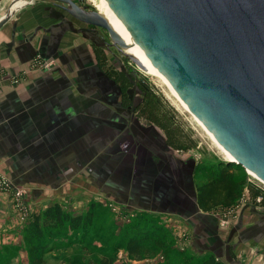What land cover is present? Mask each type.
<instances>
[{"label": "crops", "instance_id": "obj_1", "mask_svg": "<svg viewBox=\"0 0 264 264\" xmlns=\"http://www.w3.org/2000/svg\"><path fill=\"white\" fill-rule=\"evenodd\" d=\"M35 4L22 5L0 26V162L8 155H11L9 160H15L19 154L27 177L34 179L40 175L49 179L50 173L57 179L62 173L57 165L59 156L64 159L69 154L70 160L78 162L81 155H85L87 163L93 165L81 168L75 162L77 170L73 171V177L86 176L87 185L102 184L101 188L109 194L122 193L119 200L123 203L138 202L164 214L159 216L174 219L177 229L190 233V239L185 242L187 251L208 252L222 264H264V205L243 203L237 207L235 218L227 224V231L220 226L218 229L216 217L208 216L196 206L192 159H179L178 164L172 162L167 154V149L171 148L165 144L161 130L142 123L131 111L138 124L155 133L156 141L163 148L154 152L140 143L135 152L121 154L118 157L121 184L115 183L118 177L112 176L111 140L99 142L98 151L95 143L96 128L104 129V126H96V114L103 116V121H111V106L106 107L99 96H85L79 91L75 70L81 65L78 56L80 27L59 15L61 6L53 5L57 11L45 12ZM6 10L7 7L4 12ZM63 28L66 32L60 33ZM66 47L68 55L64 51ZM35 52L50 56V69L29 68ZM97 71L94 58L93 75L88 76L87 81L94 82ZM81 84L83 86L82 80ZM81 97H86L83 105ZM93 103L95 105H89ZM81 132L83 137H80ZM121 144L127 150L130 147L129 140L123 139ZM101 154L105 157L99 158ZM130 176L135 177V182L121 181ZM16 217L8 196L0 192V230L8 227ZM166 225L171 222L167 221ZM0 251L7 252L9 264L24 263L22 257L27 256L17 230L0 231Z\"/></svg>", "mask_w": 264, "mask_h": 264}, {"label": "rangeland", "instance_id": "obj_2", "mask_svg": "<svg viewBox=\"0 0 264 264\" xmlns=\"http://www.w3.org/2000/svg\"><path fill=\"white\" fill-rule=\"evenodd\" d=\"M13 1L16 2L18 0H1L0 14H3L5 8H8ZM27 1V5L31 6L38 3L35 6L42 8L43 11L53 10L55 12L57 9L53 5H66L52 0ZM73 1L80 6H85V10L97 11L91 0ZM58 13L65 20L73 21L80 27V48L78 56L81 65L75 72L79 79V91L81 95L85 93V96H99L105 102V106H111L112 109L111 121H103V116L100 117L99 114H96L95 121L96 126H104V129L96 128V151L99 150V142L103 143V140L110 142L111 140L112 176L116 175L118 177L119 175L121 160H118V157L121 154L126 155L130 153L131 150L135 152L138 144L142 143L145 146L151 147L154 152H158L163 147L156 141L153 131L137 123L138 120L132 116L130 108L127 107V109H124L125 107L119 105L116 86L107 76L99 70L95 73L96 78L94 82L87 81V77L93 75V72H91L94 63L91 48L93 44L103 48L107 62L113 68L127 72V74L135 79V82H133L134 86L131 89V98L134 102L138 100L139 96V91L135 87V84L140 79H143L150 88L176 111L178 123L182 125L183 130L189 133L195 144L187 150L167 149V154H169L171 161L176 164H178L179 159H192V188L195 191L196 185L209 177L210 170L216 169L219 166V158H222V155L226 158L213 139L198 124L195 118L182 107L163 81L155 75L144 71L142 67L131 60L129 55L122 53L120 49L111 44L109 35L104 28L83 23L61 8H58ZM66 30V28H63L60 30V33L66 32ZM68 47L64 50L66 55L69 54ZM34 54L48 61V66L41 69V71L51 68L52 63L50 58H48L50 56H43L40 52H35ZM85 100L86 97L80 98L81 105L85 104ZM89 105L93 106L95 103ZM86 106H88V103L84 105V107ZM80 137H83L82 132ZM123 139L126 141L129 140L130 147L128 150L125 149V145L122 146L121 144ZM96 153L98 154V152ZM8 156L11 157V155ZM8 156L4 157L5 161L0 162V169H3L0 170V192L8 196L12 211H14L17 217L8 227L0 231L15 232L17 230L23 240L24 224L29 220L32 212L53 202L59 203L70 214H84L87 211L91 213V225L84 233L80 235L78 232L81 230H78L72 237L74 240H71L69 244L66 243L67 245L63 244L51 248L50 251L44 254L43 264H91L97 263L100 257L106 255L110 257L109 264H137V261L138 264H200L202 257L209 254L208 252L199 254L192 253L189 250L187 251L185 242L190 239V233L187 230L183 231L182 228L177 229L173 225L176 223L174 219L159 216L164 214L156 213L145 208L138 202L130 204L123 203L122 200H119V195H122V193L116 191L115 193L109 194V192L101 188L103 186L102 184L99 186L96 184L95 186L87 185L86 176L81 178L73 177V171L77 170L75 168L76 161L70 160L72 158L69 154H66L64 159H60L61 156L58 157L57 165L62 171L59 176L61 174L63 175L58 176L57 179H54L50 173H48L49 179L41 178L40 175L31 179L26 175L27 171H25L26 166L24 162L20 161L22 156L17 154L15 160L12 159V161L8 159ZM81 156L80 161L76 162L81 168L82 166L88 168V165H93V163H87V156ZM98 157L102 158L105 156ZM232 166L234 168L232 171L233 176L240 177L243 183L245 182L243 188L250 184V180L257 181L247 170L234 164ZM116 181L115 183L121 184L119 177L116 178ZM121 181H125V183L135 182V177H123ZM123 185L126 186L125 184ZM245 192L246 188L242 189L241 193L244 194H241L229 208L216 207L205 211L208 216L216 217L215 221L218 223V229L220 226L227 231V224L235 218L234 216L236 215L238 205L242 200L245 201ZM123 196L125 195L123 194ZM221 215L223 216L221 217ZM136 217H141V219L145 220L148 217H154L159 224H162L163 230L165 231L163 244L154 248L152 253H146L142 258H133L123 246L129 235V223ZM178 219L181 220L180 218ZM167 221H170L171 225H166ZM220 221H222L221 224ZM62 238L60 237V239ZM160 255L163 261L159 262L158 257ZM22 259L24 263L19 261L17 264H29L28 255L26 258L23 256Z\"/></svg>", "mask_w": 264, "mask_h": 264}, {"label": "water", "instance_id": "obj_3", "mask_svg": "<svg viewBox=\"0 0 264 264\" xmlns=\"http://www.w3.org/2000/svg\"><path fill=\"white\" fill-rule=\"evenodd\" d=\"M30 1V0H29ZM62 9L126 42L95 10ZM8 6L0 26L26 4ZM189 112L230 156L264 181V0H105ZM138 66H143L130 56ZM144 69V68H143Z\"/></svg>", "mask_w": 264, "mask_h": 264}, {"label": "trees", "instance_id": "obj_4", "mask_svg": "<svg viewBox=\"0 0 264 264\" xmlns=\"http://www.w3.org/2000/svg\"><path fill=\"white\" fill-rule=\"evenodd\" d=\"M91 48L97 68L115 84L120 106L130 108L133 115L142 123L159 128L169 148L187 150L195 144L189 133L178 123L176 111L143 79L135 84L139 96L134 102L131 98V89L135 79L127 72L113 68L107 62L103 48L94 44ZM232 165L229 162L219 161V166L210 170L209 177L196 185L195 203L199 210L207 211L216 207L230 206L240 196L245 182L243 183L242 178L233 176ZM247 187L250 195L253 196L255 190L250 185ZM146 219L136 217L129 223V235L123 246L133 258H142L146 253H152L154 248L163 244L165 231L162 224H159L154 217ZM90 225V211L84 214H70L57 202L32 212L23 228V243L29 264H43L46 252L53 247L69 244L74 240L72 237L78 230L82 231L78 232L81 235ZM109 258L107 255L102 256L97 263L91 264H109ZM8 260L6 251L4 253L0 251V264H9ZM200 264L222 263L209 253L202 257Z\"/></svg>", "mask_w": 264, "mask_h": 264}, {"label": "bare ground", "instance_id": "obj_5", "mask_svg": "<svg viewBox=\"0 0 264 264\" xmlns=\"http://www.w3.org/2000/svg\"><path fill=\"white\" fill-rule=\"evenodd\" d=\"M26 0H18L16 2H13L12 5H17L20 3L25 2ZM92 3L95 5V9L103 15L108 23L119 33V35L123 38V41H125L127 44L126 46L122 47L120 50L122 53H125L126 55L132 56L135 59L139 61V63L143 66L144 71L155 75L158 77L161 81L165 83V85L169 88L171 94L179 101V103L182 105L184 109H186L188 112L189 110L185 106V104L182 102L181 98L172 90L170 84L166 81L162 75L154 68V66L148 61L146 56L140 49L137 47V45L132 41L131 37L127 33L125 27L122 25V23L119 21V19L116 17V15L111 11L109 5L105 2V0H91ZM190 113V112H189ZM191 114V113H190ZM192 115V114H191ZM193 116V115H192ZM194 117V116H193ZM195 118V117H194ZM195 120L198 122V124L207 132V134L211 137L209 131L203 127V125L200 123V121L195 118ZM212 138V137H211ZM214 141V140H213ZM215 142V141H214ZM216 143V142H215ZM219 150L226 156L227 159H232L217 143ZM247 170V169H246ZM247 172L252 175L253 177L260 180L258 177H256L253 173H251L249 170ZM262 181V180H260ZM264 182V181H262Z\"/></svg>", "mask_w": 264, "mask_h": 264}, {"label": "built area", "instance_id": "obj_6", "mask_svg": "<svg viewBox=\"0 0 264 264\" xmlns=\"http://www.w3.org/2000/svg\"><path fill=\"white\" fill-rule=\"evenodd\" d=\"M47 66H48L47 59L41 58L37 54H34L31 57V59H30V63H29V68L30 69H33V68H35V69H43V68H46ZM256 180L257 181H251L250 180V184H249L250 186L253 187V189L255 190L256 193L253 194V196H252V195H250V193H248V191H249L248 187L247 186L244 187V188H246L245 201L242 200L241 203L238 206H240V205H242L243 203H246V202H249V203H251L253 205H256V206L264 205V182L258 180L257 178H256ZM241 194L243 195L244 193H241ZM230 206H225L224 208H229ZM222 216L223 215H221V217ZM221 223H222V221H220V224ZM158 259H159V262L163 261L161 255L158 257Z\"/></svg>", "mask_w": 264, "mask_h": 264}, {"label": "flooded vegetation", "instance_id": "obj_7", "mask_svg": "<svg viewBox=\"0 0 264 264\" xmlns=\"http://www.w3.org/2000/svg\"><path fill=\"white\" fill-rule=\"evenodd\" d=\"M117 89V88H116Z\"/></svg>", "mask_w": 264, "mask_h": 264}]
</instances>
